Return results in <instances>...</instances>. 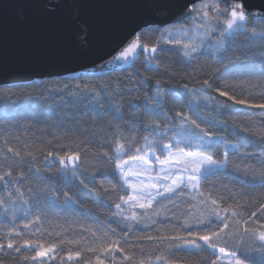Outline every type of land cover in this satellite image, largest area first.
<instances>
[{"label": "snow or ice", "instance_id": "6c2138e0", "mask_svg": "<svg viewBox=\"0 0 264 264\" xmlns=\"http://www.w3.org/2000/svg\"><path fill=\"white\" fill-rule=\"evenodd\" d=\"M13 6L0 3V72L9 56L31 64L55 77L48 81L49 92L82 97L98 116L111 113L118 122L109 120L71 146L54 137L36 150L8 136L12 125L0 129V264H264V0H27L24 6L35 10L36 20L15 32L5 23ZM111 7L143 9L146 16L130 12L117 21L101 18L95 26L79 20L84 9ZM68 9L70 21L63 16ZM62 20L74 33L71 46L53 35V24ZM237 36L247 47L230 55L240 47ZM257 42L258 63L252 47ZM165 52L179 53L184 67L194 71L179 73L185 81L180 87L157 80L153 89L150 78L141 76L139 88L151 94L130 104L139 115L130 112L125 121L119 101L125 91H138L137 84L131 77L108 83L102 78L141 55L159 71ZM201 57L212 63L199 64ZM63 63L86 71L59 67ZM63 72L70 75L62 77ZM202 106L215 107L218 115L245 109L259 115L217 120L202 116ZM225 129L238 142L221 135ZM90 146L100 148L107 167L84 168ZM37 152L62 183L109 209L112 223L81 225L79 238L71 232L66 237L60 226L49 231L47 208L71 209L79 201L63 192L61 205L59 190L49 197L47 191L21 187L30 175L42 176ZM225 176L228 182L216 179ZM117 191L124 193L119 202L106 199ZM161 215L165 225L157 219ZM150 225L157 226L156 235L136 234ZM169 226L173 234H162Z\"/></svg>", "mask_w": 264, "mask_h": 264}, {"label": "trees", "instance_id": "16d2710c", "mask_svg": "<svg viewBox=\"0 0 264 264\" xmlns=\"http://www.w3.org/2000/svg\"><path fill=\"white\" fill-rule=\"evenodd\" d=\"M216 38L213 37L210 41L215 43ZM245 38L243 36H237L234 38V43H239L240 47L235 48L230 55H241L242 50L247 47L243 43ZM146 42H152L150 38H146ZM257 45L252 46L253 50L257 53L254 62H259L260 48ZM171 47V46H169ZM158 59H161L158 57ZM212 61L209 57H201L199 64H211ZM162 67L159 71L150 69L149 65L145 62L143 55L136 60L130 68L118 69L111 73V76H104L102 79L105 83L110 80L113 81H127L129 77L132 78L133 82L137 84L138 91L129 94L127 91L123 93V99L119 101L121 104V111L125 116V121L129 119L130 112H137L136 109L130 107L133 102L140 103V97L144 95H150V92H145L143 88H139V80L141 76L149 77L152 83L149 85L150 88L155 87V81H161L165 86L180 87L185 81L180 79L179 73L182 71H194L193 68H185L181 60L180 54L177 52H165L161 59ZM223 70V69H221ZM176 73V78L173 79L172 75L168 74ZM139 73L140 75H137ZM207 78V77H203ZM55 79L45 78L37 79L26 83L9 84L0 86V129L7 128L12 125L11 132L8 133L9 137L19 136L23 143L30 145V150L42 149L49 141H52L54 137L59 138L60 144L70 145L72 140H83L85 138H91L87 134L92 131L99 132L102 127L106 126L109 120L112 123H117L113 119L111 113H106L104 117H100L96 112L92 110L89 102L85 100L81 102L82 97H73L64 94H56L55 92H49L48 81ZM94 84H99L101 79L95 76L86 77ZM131 87V85H128ZM191 87V85H190ZM5 89L11 92V95L5 93ZM21 89H24L23 91ZM223 99V98H221ZM105 107L108 105V100H102ZM172 101L169 99L165 104L168 107ZM186 103V102H185ZM179 110V109H177ZM187 111L186 107L184 109ZM171 112V108L169 109ZM255 112L259 115L257 109H245L244 112H228L224 115H218V110L215 107H201V115L204 117H211L217 120H231L233 117L239 119L241 116L247 115L248 113ZM139 115V112H137ZM5 116L10 117L5 119ZM195 118V117H194ZM144 119H148L145 114ZM158 119V118H157ZM163 122V121H162ZM218 130V129H217ZM219 131V130H218ZM221 135L225 136L230 143L238 142L230 130L225 129L221 132ZM11 146H17L15 141H11ZM55 150V149H48ZM248 151H258V148H248ZM90 155L84 162V168L88 171H95L100 167H107L108 162L99 158L100 148L92 147L89 148ZM37 167L40 169L42 176L37 177L30 175L26 181V185L21 187H32L34 193L37 191H47L48 196H52V190L57 191L59 203L63 205L65 197L63 192H67L69 196L74 197L79 201L78 206L71 209L64 207H52L49 206L46 210L47 220L51 222L52 227L49 231L59 230L57 226L65 229L64 235L68 237V233H75L77 238L82 231L81 225L84 227H97L100 222L107 220L108 223H112L111 211L103 205L97 203L93 198H81L77 190L71 184H64L58 178V174L55 168L50 165H46L39 152H37ZM235 159V158H233ZM27 171V169H23ZM105 179V177L98 176V180ZM218 180L228 182V177H217ZM115 183V181H113ZM51 185V188H49ZM238 186V185H237ZM124 195L119 191L113 192L110 199L113 202H119L118 196ZM27 198V197H26ZM179 214V213H178ZM172 212L168 213V219L171 220ZM161 225H165L167 222L163 215L157 218ZM145 223H149L147 220ZM48 227V224H45ZM112 227H117L116 224H112ZM123 223H121V228ZM157 226H149L147 231L144 230L143 226L137 229L138 235H156ZM169 226L162 234L172 235ZM119 230V229H118ZM71 238V237H68ZM151 247V245H146ZM63 255V253H61ZM183 256L185 253H179Z\"/></svg>", "mask_w": 264, "mask_h": 264}, {"label": "water", "instance_id": "95a60500", "mask_svg": "<svg viewBox=\"0 0 264 264\" xmlns=\"http://www.w3.org/2000/svg\"><path fill=\"white\" fill-rule=\"evenodd\" d=\"M0 3L5 5L12 3L13 5H16L8 8L6 12L5 23L10 31L15 32L21 26L27 27L28 25H31L35 22V10L31 7L24 6L26 5L27 0H0ZM130 12H134V14L137 16H146V11L143 9L128 10L118 7L87 8L81 12L79 20H86L95 26L101 18H103L105 21H117L126 17ZM63 16L66 20L70 21L71 9L65 10ZM52 32L56 41L60 45L71 46L75 42L74 33L69 29L63 20L53 24ZM134 62L135 61H133L131 65L126 64L122 67H117L115 70L130 68ZM59 67L73 68L76 71H80L81 73L86 71V69L80 68L77 63H63ZM92 67V65H89L87 70L90 71ZM96 71L99 72L100 69H96ZM68 75H70L68 72L62 73V77ZM52 77L53 76L51 75L42 74L37 67L31 64L18 61L14 57L9 56L5 69L0 72V86L26 83L37 79Z\"/></svg>", "mask_w": 264, "mask_h": 264}, {"label": "rangeland", "instance_id": "374dc122", "mask_svg": "<svg viewBox=\"0 0 264 264\" xmlns=\"http://www.w3.org/2000/svg\"><path fill=\"white\" fill-rule=\"evenodd\" d=\"M216 40V39H215Z\"/></svg>", "mask_w": 264, "mask_h": 264}]
</instances>
